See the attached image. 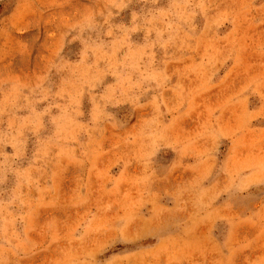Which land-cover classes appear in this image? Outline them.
Segmentation results:
<instances>
[{
	"label": "rangeland",
	"instance_id": "obj_1",
	"mask_svg": "<svg viewBox=\"0 0 264 264\" xmlns=\"http://www.w3.org/2000/svg\"><path fill=\"white\" fill-rule=\"evenodd\" d=\"M0 264H264V0H0Z\"/></svg>",
	"mask_w": 264,
	"mask_h": 264
}]
</instances>
